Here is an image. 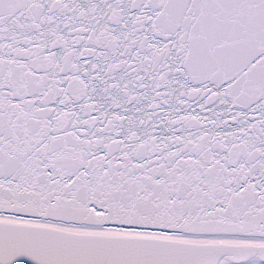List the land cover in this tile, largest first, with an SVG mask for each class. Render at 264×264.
Listing matches in <instances>:
<instances>
[{
    "label": "snow or ice",
    "instance_id": "snow-or-ice-1",
    "mask_svg": "<svg viewBox=\"0 0 264 264\" xmlns=\"http://www.w3.org/2000/svg\"><path fill=\"white\" fill-rule=\"evenodd\" d=\"M0 264H264V0H0Z\"/></svg>",
    "mask_w": 264,
    "mask_h": 264
}]
</instances>
